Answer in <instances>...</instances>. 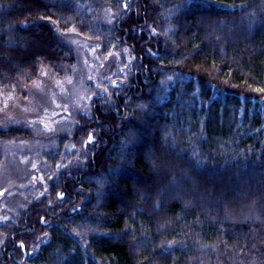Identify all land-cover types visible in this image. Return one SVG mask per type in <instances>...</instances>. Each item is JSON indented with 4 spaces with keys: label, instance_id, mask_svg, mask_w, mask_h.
<instances>
[{
    "label": "trees",
    "instance_id": "trees-1",
    "mask_svg": "<svg viewBox=\"0 0 264 264\" xmlns=\"http://www.w3.org/2000/svg\"><path fill=\"white\" fill-rule=\"evenodd\" d=\"M107 2L111 24L0 0V107L75 72L70 33L133 58L43 153L54 178L0 223V264H264V0ZM34 139L0 126V167Z\"/></svg>",
    "mask_w": 264,
    "mask_h": 264
},
{
    "label": "rangeland",
    "instance_id": "rangeland-1",
    "mask_svg": "<svg viewBox=\"0 0 264 264\" xmlns=\"http://www.w3.org/2000/svg\"><path fill=\"white\" fill-rule=\"evenodd\" d=\"M86 1L97 10L102 24H111L117 16L107 0ZM66 41L77 54V68L68 78L58 81L43 79L24 97H16L0 107V126L26 122L33 128L32 143H8L5 160L0 167V223L13 219L23 211L25 198L35 190L44 193L54 178L43 153L54 151L62 137L70 134L79 114L90 112L91 100L107 91L102 84L129 67L133 58L125 48L127 63L115 50L102 53L97 42L77 33H70ZM71 140L65 151H71ZM50 173V174H49ZM5 237L0 232V250Z\"/></svg>",
    "mask_w": 264,
    "mask_h": 264
},
{
    "label": "snow or ice",
    "instance_id": "snow-or-ice-1",
    "mask_svg": "<svg viewBox=\"0 0 264 264\" xmlns=\"http://www.w3.org/2000/svg\"><path fill=\"white\" fill-rule=\"evenodd\" d=\"M124 7L127 8V4H126V3L124 4ZM45 74H46V73H45ZM88 140H89V141H92V140H93V137H92L91 134H89Z\"/></svg>",
    "mask_w": 264,
    "mask_h": 264
}]
</instances>
